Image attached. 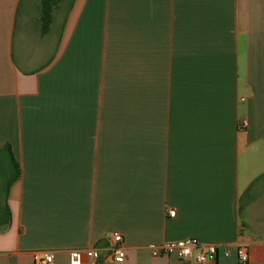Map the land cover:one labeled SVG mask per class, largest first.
I'll use <instances>...</instances> for the list:
<instances>
[{
  "label": "crops",
  "instance_id": "crops-1",
  "mask_svg": "<svg viewBox=\"0 0 264 264\" xmlns=\"http://www.w3.org/2000/svg\"><path fill=\"white\" fill-rule=\"evenodd\" d=\"M41 16L0 0V264H113L116 233L121 264H185L149 249L185 239L264 264V0H66L45 34Z\"/></svg>",
  "mask_w": 264,
  "mask_h": 264
},
{
  "label": "built area",
  "instance_id": "built-area-1",
  "mask_svg": "<svg viewBox=\"0 0 264 264\" xmlns=\"http://www.w3.org/2000/svg\"><path fill=\"white\" fill-rule=\"evenodd\" d=\"M241 127L246 129L248 127L247 122H243ZM169 215L174 218L176 211L170 210ZM107 241L109 242L111 263H124L127 259V249L122 235L113 234ZM149 249L154 257L176 256L185 264H209L217 262L221 246L216 244H201L195 239H185L176 242H166L160 245H151ZM222 256L229 258L231 250L229 248L223 249ZM237 258L239 264H250L249 246L247 244L237 246ZM35 264H55L54 252L44 251L36 253ZM69 264H102V255L97 248L74 250L70 252Z\"/></svg>",
  "mask_w": 264,
  "mask_h": 264
},
{
  "label": "trees",
  "instance_id": "trees-1",
  "mask_svg": "<svg viewBox=\"0 0 264 264\" xmlns=\"http://www.w3.org/2000/svg\"><path fill=\"white\" fill-rule=\"evenodd\" d=\"M64 1L66 0H41V6H42L41 23H42L43 34L47 33L50 29L54 10ZM5 152H7L11 157L12 168L15 171V177H16L15 179H17L20 176V168L19 165L15 162V159L13 158L11 147L7 146L5 148ZM11 219H12V215L8 204H5L3 207H0V226L9 224L11 222Z\"/></svg>",
  "mask_w": 264,
  "mask_h": 264
}]
</instances>
